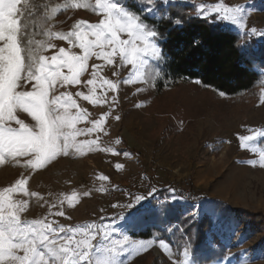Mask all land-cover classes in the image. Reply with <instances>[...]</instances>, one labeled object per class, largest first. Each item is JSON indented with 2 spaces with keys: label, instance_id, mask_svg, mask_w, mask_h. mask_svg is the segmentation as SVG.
I'll list each match as a JSON object with an SVG mask.
<instances>
[{
  "label": "rangeland",
  "instance_id": "rangeland-1",
  "mask_svg": "<svg viewBox=\"0 0 264 264\" xmlns=\"http://www.w3.org/2000/svg\"><path fill=\"white\" fill-rule=\"evenodd\" d=\"M155 1L164 5L187 4L196 9L201 4L221 2L242 6L243 27L227 21L217 22L257 43L264 42V36L251 34L252 28L264 32V0ZM28 2L33 14L26 18H37L35 25H41V17L46 18L50 23L49 31L53 33L70 32L80 20L97 23L102 18L91 7H60L56 13L50 11L58 5L84 3L79 0ZM116 2L129 12L124 0ZM45 5L48 6L47 11ZM148 8L151 7H142V10L156 16L157 11L153 8L147 11ZM69 9L72 10V16L67 18L69 23L65 18L58 19ZM28 32L31 30L28 29ZM31 38L35 42L54 45L41 49V54L48 57L57 54L61 47H70L68 41L48 35L44 38H33L31 35ZM72 51L79 53L80 49L73 48ZM154 61L149 59V64ZM93 64H103L100 75L117 83L116 91H102L98 84L96 94L107 97L99 104L76 98L77 103L88 112L87 118L77 127H91L88 120L103 117V131L78 137V140L98 137L99 147H85L83 152L59 155L34 171L25 169L23 160L20 164L11 160L0 164V190L13 185L23 176L27 177L28 191L38 194L36 197L17 194L18 198L28 200V210L23 218L56 221L72 228L89 223L108 226L107 231L111 232L109 239L104 240L102 235H98L97 241H94L98 244L94 260L104 258V249L110 246L112 240L127 236L129 243L124 252L116 257L118 264L120 261L130 264L147 253L152 255L149 264H171L167 254L159 247V235L149 240L135 239L133 232L136 228L132 227L142 216L157 210L156 207H176L194 221L204 216L210 219L212 225L207 231V244L216 248L217 239L227 249L225 258L211 264H264V166L261 164L264 136L258 135L264 131V90L249 108L237 107L211 90L200 88L197 83L180 84L159 92L148 79L147 83H143V77L133 75L132 82L125 84L123 81L129 78L130 66L118 68V59L114 65L108 66L92 57L82 80L91 78ZM114 71L118 75H113ZM26 90H31L30 84L26 85ZM63 91L73 95L77 91L88 94V89L80 85H57L54 94L59 95ZM17 115L26 123H34L27 113L18 112ZM242 136H254L255 139L241 147ZM124 152L129 155L125 157ZM117 164L121 165L119 169ZM185 183H189L197 193V199L192 203H186L181 198L180 192ZM153 187L157 190L154 198L149 197L129 209L119 206L132 200L130 194L147 195ZM73 193L75 199L69 204ZM114 204L118 206L113 207ZM168 209L163 212H168ZM56 211H64L65 215H53ZM164 229L169 239L171 230L169 227ZM163 240L171 248L173 257L179 258L182 252L167 239ZM140 241L152 243L146 249L137 250ZM192 261L197 264L193 255Z\"/></svg>",
  "mask_w": 264,
  "mask_h": 264
},
{
  "label": "snow or ice",
  "instance_id": "snow-or-ice-1",
  "mask_svg": "<svg viewBox=\"0 0 264 264\" xmlns=\"http://www.w3.org/2000/svg\"><path fill=\"white\" fill-rule=\"evenodd\" d=\"M21 4L22 0H0V164L8 160L20 164L23 160L22 166L34 171L59 155L83 152L85 147H99L98 137L94 140H78V137L103 131V117L88 120L91 127H77L87 118L88 112L77 103L76 98L99 104L107 97L96 94L98 84L102 91H116L117 83L100 75L103 64H93L91 78L86 81L81 79L92 57L108 66L114 65L118 59L120 69L130 66L129 78L123 81L125 84L132 82L133 75L143 77L142 82L147 83L149 59L159 61L163 57L156 42L161 36L157 29L146 25L140 16L121 8L116 0H95L94 5L73 3L52 7L51 13H56L60 7H91L102 18L97 23L80 20L67 33L47 32L49 37L68 41L70 47H61L57 54L45 56L41 54V49L54 45L35 42L31 38L25 19L33 14L32 7L28 0H23L22 7ZM44 7L47 11L48 6ZM243 13L242 6L221 2L201 4L194 14L205 20L227 21L243 27ZM174 23L182 25L184 20L179 18ZM251 34L264 36V32H258L256 28L251 29ZM193 45L199 46L200 42L193 41ZM73 48L80 49V52L72 51ZM113 75H118V72L114 71ZM156 75L159 76V72ZM29 84L31 90H26ZM57 85H80L88 89V94L77 91L73 95L63 91L55 95ZM112 102L115 103V98ZM18 112L27 113L34 123H26L17 115ZM258 135L264 136V131ZM254 139V136L240 137L241 147ZM123 155L127 157L129 153L124 152ZM261 164L264 166V154L261 155ZM116 167L119 169L121 165ZM27 183V177L22 176L13 185L0 190V264H118L116 257L124 252L129 243L127 236L112 240L110 246L104 249L106 255L103 259H93L98 249V244L94 243L97 236L102 235L104 240L111 236L108 226L89 223L72 228L56 221L24 219L28 200L18 198L17 194L38 196L36 192L28 191ZM156 191L153 187L147 195L130 194L132 200L119 206L129 209L149 197L154 198ZM74 199L75 193L68 203L71 204ZM168 207L156 209L160 213L167 211ZM52 214L65 215L64 211ZM151 243L140 241L137 250L146 249ZM159 247L167 254L171 264H193L190 243L185 244L179 258L173 257L171 248L163 239L159 241Z\"/></svg>",
  "mask_w": 264,
  "mask_h": 264
},
{
  "label": "trees",
  "instance_id": "trees-1",
  "mask_svg": "<svg viewBox=\"0 0 264 264\" xmlns=\"http://www.w3.org/2000/svg\"><path fill=\"white\" fill-rule=\"evenodd\" d=\"M79 1L94 4V0ZM124 1L130 13L140 16L146 25L154 26L161 34L156 42L163 59L150 63L146 70L147 79L159 92L180 84L197 83L200 88L211 90L237 107L242 105L249 108L264 90V42L257 43L241 36L223 27L217 20L196 16L194 6L180 3L164 5L155 0ZM142 7L155 9L156 16H150ZM71 16L72 10L69 9L58 19L65 18L69 23L70 19L67 18ZM179 18L184 20L182 25L174 23ZM36 19H25L31 30L29 33L33 38H44L49 32L50 23L41 17V25H35ZM193 41H199L200 45L194 46ZM211 225L206 216L194 221L185 217L178 208L170 207L166 213L155 210L142 216L132 228H136L133 232L135 239L149 240L159 235L161 239L173 243L179 252L186 243H190L193 260L197 264H211L227 254L226 247L219 240L216 239V248L207 244V231ZM165 227L171 230L169 239ZM151 256V253H147L130 264H149Z\"/></svg>",
  "mask_w": 264,
  "mask_h": 264
},
{
  "label": "built area",
  "instance_id": "built-area-1",
  "mask_svg": "<svg viewBox=\"0 0 264 264\" xmlns=\"http://www.w3.org/2000/svg\"><path fill=\"white\" fill-rule=\"evenodd\" d=\"M181 198L186 203H192L197 199V193L193 190L189 183H185L181 192Z\"/></svg>",
  "mask_w": 264,
  "mask_h": 264
}]
</instances>
